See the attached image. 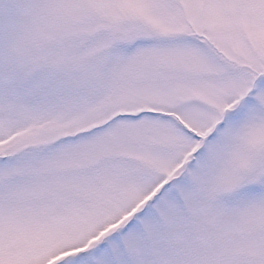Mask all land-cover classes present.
Wrapping results in <instances>:
<instances>
[{"label":"snow or ice","instance_id":"obj_1","mask_svg":"<svg viewBox=\"0 0 264 264\" xmlns=\"http://www.w3.org/2000/svg\"><path fill=\"white\" fill-rule=\"evenodd\" d=\"M0 264H264V0H0Z\"/></svg>","mask_w":264,"mask_h":264}]
</instances>
